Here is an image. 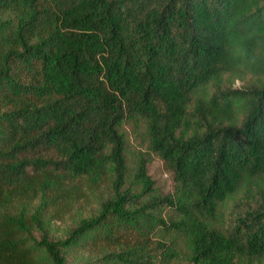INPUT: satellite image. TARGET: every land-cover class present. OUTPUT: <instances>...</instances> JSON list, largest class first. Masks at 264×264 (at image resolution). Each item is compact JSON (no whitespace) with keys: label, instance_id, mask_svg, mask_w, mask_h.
<instances>
[{"label":"trees","instance_id":"16d2710c","mask_svg":"<svg viewBox=\"0 0 264 264\" xmlns=\"http://www.w3.org/2000/svg\"><path fill=\"white\" fill-rule=\"evenodd\" d=\"M0 264H264V0H0Z\"/></svg>","mask_w":264,"mask_h":264},{"label":"rangeland","instance_id":"374dc122","mask_svg":"<svg viewBox=\"0 0 264 264\" xmlns=\"http://www.w3.org/2000/svg\"><path fill=\"white\" fill-rule=\"evenodd\" d=\"M248 77V76H247ZM249 79V77H248ZM243 80L235 79L231 84L232 88H240ZM129 147L132 150L127 156V162L131 169L135 164L136 155L144 154L146 156L147 147L141 138L132 131L129 126L127 128ZM147 173L155 181L163 191L173 190V179L171 173L165 168L163 160L156 154L150 152V159L146 163ZM97 183V185H95ZM96 183H91L86 179L81 183L82 193L79 198L73 203L69 212H67L61 220L53 219L52 234L57 237L64 234L65 229L72 225V213L78 212L80 214H87L94 210L96 207V199L100 196L107 195L111 190V180L105 176ZM250 187V185H248ZM250 193L247 191L246 185L243 186L238 192L228 197L222 204L223 210L229 216L231 211L238 208L241 204H248L253 202L249 197Z\"/></svg>","mask_w":264,"mask_h":264}]
</instances>
